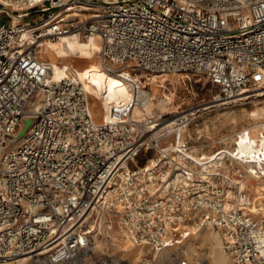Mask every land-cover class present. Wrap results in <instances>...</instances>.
<instances>
[{"label": "built area", "instance_id": "built-area-1", "mask_svg": "<svg viewBox=\"0 0 264 264\" xmlns=\"http://www.w3.org/2000/svg\"><path fill=\"white\" fill-rule=\"evenodd\" d=\"M27 18L31 41L20 37ZM70 34L98 36L104 68L130 83L108 120L93 117L81 83L47 80L42 41ZM259 71L264 0H0V264H133L113 251L123 230L171 248L198 222L221 231L233 264H264L245 168L223 151L200 161L183 139L201 103L133 115L154 74L204 77L219 88L204 102L213 108L262 88ZM26 117L35 121L8 144ZM203 261L180 249L161 264Z\"/></svg>", "mask_w": 264, "mask_h": 264}, {"label": "bare ground", "instance_id": "bare-ground-1", "mask_svg": "<svg viewBox=\"0 0 264 264\" xmlns=\"http://www.w3.org/2000/svg\"><path fill=\"white\" fill-rule=\"evenodd\" d=\"M36 27L37 25L33 23L22 26L20 37L31 41L32 32ZM100 49L101 41L98 36L81 38L78 35L70 34L59 38H44L40 51L43 58L49 62L50 72L47 80L57 82L71 78L73 81L81 83L89 94L93 117L97 121L100 119L104 121L108 120L109 107L113 103H120L131 98L132 90L127 80L104 68L99 57ZM96 51L98 56H94ZM178 76H174L171 80L162 74L152 75L148 89L144 90V93L148 91V99L134 107L133 115L141 119L151 115L175 114L190 109H182L181 105L174 104L173 96L179 85L178 78L180 76ZM256 77L264 81V72H257ZM177 81L178 85H175L174 90L168 92L167 83ZM247 92L252 93L248 94ZM250 97L253 99L249 100ZM216 101L213 108H208L209 106L204 102L199 104L202 107L201 112L184 127L183 139L188 142L190 151L194 152L200 161L216 158V153L223 151L229 157L234 158L238 165L245 168L246 182L251 185L253 197L251 209L264 216V89H246L229 101ZM247 103H252L253 106L246 108ZM229 104L233 105L219 113L205 114ZM242 119L247 121V124H241L239 127ZM225 126L231 127L229 131H222L217 138L211 136V128L215 130V128L221 129ZM201 136L213 139L211 147L216 146L217 143L219 145L212 151L200 149L202 145L200 146L197 141ZM189 233L190 236L183 240L181 245L157 249L144 243L130 242L127 231L123 230L117 242V249H119L121 257L129 259L133 264L141 259H147L153 254L159 264L164 263L171 256L169 251L173 248L178 251L180 246L184 247V251L190 259L203 257L202 252L197 250L198 247H201L207 254L206 264H233L232 260L229 261L225 255L224 238L220 230H216L211 224L198 222L190 225ZM191 238L195 242H189ZM104 244L105 242L98 241L100 247H103ZM20 264L27 263L22 261Z\"/></svg>", "mask_w": 264, "mask_h": 264}, {"label": "rangeland", "instance_id": "rangeland-1", "mask_svg": "<svg viewBox=\"0 0 264 264\" xmlns=\"http://www.w3.org/2000/svg\"><path fill=\"white\" fill-rule=\"evenodd\" d=\"M26 23H28L27 25H30L32 24L31 22L34 21L33 18H27L25 19ZM49 38V37H48ZM94 56H98V52L96 51L94 53ZM176 77V75H164V77H169L171 80L173 77ZM179 77V76H178ZM179 79V85H178V81L177 82H172V83H167V91L169 92L170 90H174L175 88V85L177 84V89L175 91V95L173 96L174 98V104L175 105H181V108L182 109H185V108H188L196 103H203V102H206L208 101L210 98H211V95L212 94H217L218 91H219V88L218 87H211V85L206 81V79L204 77H199V76H196V75H190V78H178ZM163 89V88H162ZM261 89H264V88H261ZM260 90V89H259ZM165 91V90H164ZM252 92H256V91H252ZM252 92H247L248 94L249 93H252ZM161 94V93H160ZM253 99V97H250L249 100ZM233 104H229V105H223L219 108H216L215 110H212V111H208L207 115H211V113L214 114L217 112H221L229 107H231ZM253 105L252 103H247L246 104V108H251ZM244 119V118H243ZM241 121V123H239V127L241 126V124H247V121L243 120ZM35 121V117H26L22 120V124L21 126L19 127L18 131L12 135H10L9 137V140H8V144H14L16 143L18 140H20L27 132V130L29 129V127L33 124V122ZM101 121V119H100ZM231 127L229 126H225L221 129H217L215 128V130L211 128V136L214 137V138H217L218 134L221 133L222 131H229ZM212 138H208V137H205V136H201L200 139L197 141V143L200 144V149H203V150H209V151H212L217 145H219L217 143L216 146L214 147H211V145H213V142H212ZM211 142V143H210ZM145 162V159L144 157H141L139 160H138V164L141 165ZM251 185L249 184V189L251 191ZM252 193V192H251ZM191 241H194V239H189V242ZM105 242V241H104ZM195 242V241H194ZM195 244V243H194ZM198 245V242L196 243ZM224 247V246H223ZM183 250L184 251V247H179L178 251L179 250ZM197 250L199 252H202L203 254V262L204 264L207 263V254L205 253V249H202L201 247H198ZM113 251H117V252H120L119 249H113ZM177 251V249L173 248L171 249L169 252L172 253V252H175ZM225 252V255L226 257L228 258L229 261H231L230 257L228 256V254ZM121 254V253H120Z\"/></svg>", "mask_w": 264, "mask_h": 264}, {"label": "water", "instance_id": "water-1", "mask_svg": "<svg viewBox=\"0 0 264 264\" xmlns=\"http://www.w3.org/2000/svg\"><path fill=\"white\" fill-rule=\"evenodd\" d=\"M216 230H218V229H216ZM223 246H224V243H223ZM224 250H225V247H224ZM226 251V250H225ZM226 253H227V251H226ZM228 254V253H227Z\"/></svg>", "mask_w": 264, "mask_h": 264}]
</instances>
